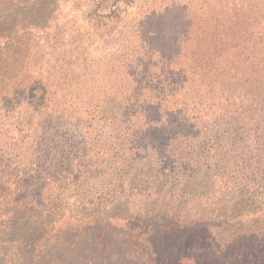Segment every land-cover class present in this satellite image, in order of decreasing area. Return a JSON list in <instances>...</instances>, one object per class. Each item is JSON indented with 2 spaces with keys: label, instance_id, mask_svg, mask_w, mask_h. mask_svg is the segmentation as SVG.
Returning a JSON list of instances; mask_svg holds the SVG:
<instances>
[{
  "label": "trees",
  "instance_id": "trees-1",
  "mask_svg": "<svg viewBox=\"0 0 264 264\" xmlns=\"http://www.w3.org/2000/svg\"><path fill=\"white\" fill-rule=\"evenodd\" d=\"M140 1L88 0L87 10L77 11L104 27ZM4 2L0 264H202L188 255L193 243L182 238L188 231H200L217 248L264 244V100L221 113L209 104L201 119L166 123L159 116L174 100L168 89L235 96L232 87L240 82H264V0H147L125 27L129 44L145 61L160 47L169 57L168 38L175 39L179 49L172 59L189 61L185 80L160 78L153 98L57 100V123L88 135L79 146L58 150L39 144L24 88L29 47L50 22L40 1ZM64 26L57 25V38ZM149 110L157 115L146 122ZM124 115L136 116L151 134L126 136L118 125ZM105 132L112 133L109 142ZM236 151L258 158L243 159L248 165L242 169ZM171 241L178 243L175 259L165 258Z\"/></svg>",
  "mask_w": 264,
  "mask_h": 264
},
{
  "label": "rangeland",
  "instance_id": "rangeland-1",
  "mask_svg": "<svg viewBox=\"0 0 264 264\" xmlns=\"http://www.w3.org/2000/svg\"><path fill=\"white\" fill-rule=\"evenodd\" d=\"M37 1H40V6H43V14L50 22V28L45 31L46 35L42 39L33 41L29 47L26 58L28 78L24 88L28 103L27 114L31 116L32 121L31 128H36L41 136L39 144L57 145V150L59 147H77L78 143L88 136L84 135V131L79 130L76 126L69 125L67 127L57 123V100L59 99L66 98L72 104L76 100L92 98L102 101L106 98H132L138 95H142V97L151 95L153 98L156 95V92L152 91L153 85L160 78L170 81L169 77L173 75L171 80L174 82L181 83L185 80L189 61L185 56L172 59V55L177 54L176 51L179 49L178 45H173L175 39L171 41L168 38V42H170L167 49L170 51L169 57L165 55V48L159 46L160 51L158 50L157 54L151 51L145 61L136 54L139 52V48L129 44L130 38L125 27L140 7L147 3V0L140 1L137 7L130 10V13L121 19L122 21H108L104 27L83 15V11H77L78 8L87 10L88 0ZM167 1L170 2V0ZM3 3H5L4 0H0V5L4 6ZM12 4H14V0H12ZM63 23H65L64 33L57 38L59 35L57 25L61 26ZM51 31L53 33L47 34ZM132 54L136 58L133 63L130 62L134 58ZM119 67H122L123 70L120 71ZM167 67L171 69L164 74V69H168ZM158 76L160 77L158 78ZM183 85L186 83L184 82ZM232 89L237 91L235 96H230L227 93L220 96V94L217 95L215 89L213 92H209V88L205 93L197 92L194 89L188 90L186 87L178 90L168 89L167 92L174 100L170 104H165L159 116L166 123L175 122L177 118L201 119L203 111L210 105L215 104L214 110L221 113L225 112L226 107L235 110L240 106V103L250 102L257 107L260 105L259 102L264 100V82H256L253 86L250 83L240 82ZM211 98L220 100L215 103ZM255 100L256 102H254ZM220 107H222V111H219ZM149 112L151 113L152 110ZM156 115L157 113L152 112L150 118L144 120L149 122ZM216 115L219 114L216 113ZM101 118L97 120L100 123L103 122ZM121 118L123 122L118 124H121L119 130L126 131V136L146 137L151 134L149 130H146L149 127L144 126L145 123L136 116L124 115ZM69 122H73L75 125L72 118L69 119ZM111 134V132H105L108 142ZM122 134L125 136V133ZM252 153L255 154L253 151ZM235 154L239 157V168L242 169L246 168L245 161L248 165V161L243 159L248 158L254 162L258 158L256 157L254 160L253 154H241L240 151L238 154L236 151ZM227 194L229 197H237V195H232L231 191H227ZM229 197L224 200H229ZM181 233L184 234L179 232L178 236ZM182 238L183 242L191 240L189 241L193 243V246H188L190 248L188 255L194 256L202 264L209 262L212 264H222L223 262L224 264H264V249L262 248L264 244L255 245L252 241L250 242L252 245L248 244V247H243L240 242H233L226 248H217L211 246V241H205V236L200 231H188ZM183 242L179 245H182ZM190 243L187 245H191ZM171 245L173 246H164L163 248L167 252L165 258L175 259L178 252L174 251V247L178 243L171 241ZM215 250L219 252L216 253ZM247 252H252L254 255H247Z\"/></svg>",
  "mask_w": 264,
  "mask_h": 264
}]
</instances>
